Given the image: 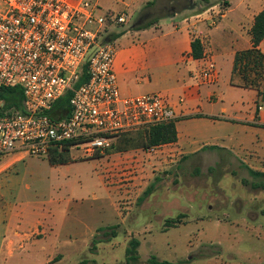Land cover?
<instances>
[{"label":"rangeland","instance_id":"374dc122","mask_svg":"<svg viewBox=\"0 0 264 264\" xmlns=\"http://www.w3.org/2000/svg\"><path fill=\"white\" fill-rule=\"evenodd\" d=\"M144 1L119 0L114 12L126 16L127 23L111 25L101 39L142 17L147 22L171 14V8L180 13L177 21L188 14L181 10L188 0H155L138 12ZM112 3L101 0V12L112 11ZM160 150L88 157L80 148H67L62 154L68 162L62 165H51L48 156L25 155L26 163L16 167L22 175L8 195L18 198V207L30 203V209H41L49 233L44 238L35 234L42 239L16 256L14 264H127L132 238L141 242L139 261L133 264H146L151 256L175 262L189 251L199 252L180 263L223 253L222 261L264 264V188L252 186L264 178H254L246 166L258 172L264 167L252 158L214 150L168 157L162 164ZM180 215H185L180 224L166 228Z\"/></svg>","mask_w":264,"mask_h":264},{"label":"crops","instance_id":"0c3cea01","mask_svg":"<svg viewBox=\"0 0 264 264\" xmlns=\"http://www.w3.org/2000/svg\"><path fill=\"white\" fill-rule=\"evenodd\" d=\"M151 1L154 0L142 2L138 12ZM118 4L119 0H113L109 9L118 10ZM125 7L130 6L125 4ZM263 9L264 0H210L208 4L198 3L182 10L188 14L179 21L176 18L180 13L175 12L139 30L132 26L109 33H120L113 40L116 47L113 71L120 95L158 93L174 110L178 141L160 147L165 153V159L159 157L162 164L168 163V157L181 154L196 157L206 151L205 147L217 146L221 150L214 151L246 156L264 167V107L261 106L264 83L260 91L246 88L242 86L241 76L233 74L236 54L253 46L251 29ZM214 16L217 19L212 24ZM194 38L200 41L204 58H193ZM259 48L264 54V40ZM204 59L215 63L218 72L215 85L199 81ZM25 155L21 152L5 155L0 166V264H14L16 256L20 258L21 252L49 233L46 214L41 209H30V203L18 207V198L8 195L22 175L16 167L26 163ZM35 234L42 237L35 239ZM198 252L189 251L190 256L176 257L173 263L190 260ZM224 255L199 256L189 263L235 264L222 261Z\"/></svg>","mask_w":264,"mask_h":264},{"label":"built area","instance_id":"2783aa9c","mask_svg":"<svg viewBox=\"0 0 264 264\" xmlns=\"http://www.w3.org/2000/svg\"><path fill=\"white\" fill-rule=\"evenodd\" d=\"M99 5V0H0V91L19 86L24 95L22 110L0 116V155L45 157L66 147L88 157L104 155L121 134L175 119L161 94L120 95L113 71L116 47L101 37L127 18L103 13ZM204 60L199 81L214 83L215 63ZM86 61L88 80L75 88ZM68 92L69 116L51 117L54 103Z\"/></svg>","mask_w":264,"mask_h":264},{"label":"trees","instance_id":"16d2710c","mask_svg":"<svg viewBox=\"0 0 264 264\" xmlns=\"http://www.w3.org/2000/svg\"><path fill=\"white\" fill-rule=\"evenodd\" d=\"M173 1V0H172ZM187 4H185L181 10L189 9L195 6L196 4H208L210 0H197L196 2H192V0H188ZM155 4V0L149 2L146 8L149 6H153ZM179 12V11H176ZM170 14L166 15L169 16ZM163 17V16H162ZM157 17L143 24L136 25L132 29H142L144 27H148L158 19L162 18ZM120 33H111L109 34L105 41H113ZM252 43L253 46L251 49L242 51L236 54L234 60L233 74L239 75L242 78L243 87L246 88H254L260 91L261 86L264 83V54L260 50V44L264 40V9L255 17L254 25L251 29ZM192 56L194 59H201L203 57V48L198 39L192 42ZM88 62L81 68V75L79 80L75 84V88L79 87L83 83L88 80ZM72 97V92H68L59 100H57L52 110L49 112V115L56 119L66 118L69 116L71 112L70 100ZM0 98L3 102V106L0 108V116L7 110L17 109L22 110L24 95L21 87L19 86H9L2 88L0 91ZM134 132V133H133ZM133 132H128L120 135L113 143L112 147L107 151L110 153H123L132 150H148L154 147H161L167 144H173L178 141V132L176 128L175 120L166 123L149 125L147 127H143ZM64 148L61 151L58 149H52L50 152L49 162L51 165H62L66 164L68 160L62 154ZM204 150H221L220 147L217 146H208L205 147ZM6 154H2L0 156H5ZM250 175L254 178H264V172L254 171L253 169L246 166ZM243 183L246 184L247 181L243 180ZM253 187L256 188H264V181L255 182L252 184ZM153 190V185L149 187L144 193L143 198H146L151 194ZM185 215H180L179 218L175 221L168 220L166 222V228L173 227L177 224L181 223L180 217ZM108 229L114 230L115 227H110ZM106 228H100L99 231H104ZM113 236L115 233L113 232ZM96 244V240L94 241V245ZM140 241L136 238H132L129 242L128 247L126 248V262L127 264L137 263L139 261V252L138 249L140 247ZM146 264H185V263H173L170 261H162L159 260L156 256H151ZM186 264H190L189 262Z\"/></svg>","mask_w":264,"mask_h":264},{"label":"water","instance_id":"95a60500","mask_svg":"<svg viewBox=\"0 0 264 264\" xmlns=\"http://www.w3.org/2000/svg\"><path fill=\"white\" fill-rule=\"evenodd\" d=\"M175 12H176L175 9L174 8H171V13H175ZM142 18L134 26L143 24L144 22H142V20H143Z\"/></svg>","mask_w":264,"mask_h":264}]
</instances>
